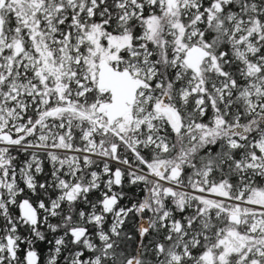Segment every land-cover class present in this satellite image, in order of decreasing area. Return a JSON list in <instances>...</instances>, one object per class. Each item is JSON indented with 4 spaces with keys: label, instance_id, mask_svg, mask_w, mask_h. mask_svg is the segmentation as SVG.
<instances>
[{
    "label": "snow or ice",
    "instance_id": "obj_1",
    "mask_svg": "<svg viewBox=\"0 0 264 264\" xmlns=\"http://www.w3.org/2000/svg\"><path fill=\"white\" fill-rule=\"evenodd\" d=\"M0 264H264V0H0Z\"/></svg>",
    "mask_w": 264,
    "mask_h": 264
}]
</instances>
